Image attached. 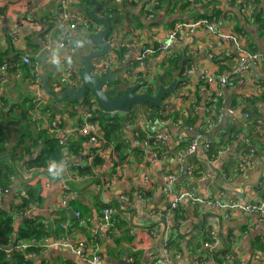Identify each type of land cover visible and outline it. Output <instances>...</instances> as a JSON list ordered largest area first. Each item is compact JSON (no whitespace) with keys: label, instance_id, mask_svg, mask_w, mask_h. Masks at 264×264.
Segmentation results:
<instances>
[{"label":"crops","instance_id":"obj_1","mask_svg":"<svg viewBox=\"0 0 264 264\" xmlns=\"http://www.w3.org/2000/svg\"><path fill=\"white\" fill-rule=\"evenodd\" d=\"M99 1L100 7H106L107 0ZM134 1V6L123 8L114 1L118 11L114 15L123 19L112 20L116 37L111 43L107 38V42L113 48L98 62L108 63V69L114 68L116 88L112 86L110 91L115 96L122 94L123 84H138L141 89L142 79L148 76L152 94L159 85L167 87L172 78L177 79L174 93L166 97L165 111L160 114L168 118H149L141 112L129 121L122 119L116 131L121 147L115 151L112 142L114 152L106 149L100 165L93 168L91 175L83 176L76 170L89 166L87 159L92 152L91 145L83 140L79 156L64 150L60 160L45 167L25 166L44 147V139L38 138L40 129L50 133V123L55 119L60 120L63 129L73 130L81 124L79 102L65 100L57 106L43 88L41 105L29 101L35 96V76L41 83L40 75L44 73L51 87L57 86L60 93L75 85L70 81L83 69L80 56L99 49L88 38L90 33L82 28L86 18L81 0H66L64 6L59 0H0V78L4 79V83L0 82V148L15 151L23 158L14 163L9 186L0 189V209L8 210L18 203L16 196L27 185H36L40 197L38 205H30L13 216L12 237H16L25 220L41 219L48 247L31 254L30 264H90L69 248L55 244L62 239L85 242L88 258L96 253L102 264H213L211 251L223 245V238H227L232 262L264 264V226L253 215L214 207L217 200L234 204L264 202V139L249 124L259 114L264 122V30L252 16L255 10L264 18V0H255L252 14L242 11L235 0L209 3L207 8L201 4L186 8L179 2L169 5L174 1L168 0L153 19L141 14L147 0ZM208 10L215 15L216 31L237 34L247 52L263 55L256 63L246 62L242 82L234 87H218L200 80L202 74H220L238 67L241 57L231 43L218 42L207 30H198L173 43L169 51L189 61L184 65L181 62V70L173 77L162 66L164 52L150 56L142 65L125 59L124 56L136 53L144 41L148 46H158L173 22L197 19ZM65 12L72 15L67 21L63 17ZM25 15L31 16L34 25L24 21ZM63 22H73L75 28L61 30ZM60 42L64 45L59 46ZM120 44L125 48L121 55L117 53ZM71 49H75L74 55ZM24 56L29 63L23 62ZM57 57L60 70L53 63ZM186 65L192 72L183 75ZM181 75L187 79L185 84L179 82ZM216 90L221 92L219 110L212 111L207 100ZM216 114H221L220 118ZM245 114L249 117L245 118ZM209 119L212 124L206 130ZM196 132L202 133L203 142L212 143L210 156L201 147L194 155H186L185 149ZM159 134L166 135L167 141L152 146L149 140ZM79 137L74 133L69 140L79 142ZM246 138L256 153L251 166L238 169V156L247 149ZM71 148H77L76 144ZM53 163L63 165L64 171L58 178L49 174ZM190 165L197 169L193 177L188 173ZM167 172L175 175V193L191 195L179 204V217L170 212L171 198L162 190V176ZM63 186L68 194H63ZM105 205L115 209L109 229L100 224L101 208ZM68 208L80 212L82 219L72 216ZM208 237L212 238L209 243L205 242ZM12 248L10 245L7 252Z\"/></svg>","mask_w":264,"mask_h":264},{"label":"built area","instance_id":"obj_2","mask_svg":"<svg viewBox=\"0 0 264 264\" xmlns=\"http://www.w3.org/2000/svg\"><path fill=\"white\" fill-rule=\"evenodd\" d=\"M123 0H117V2H121ZM240 6L241 10L247 13L252 14L253 9H254V4L255 0H235ZM66 0H59V3L61 6L65 5ZM147 9L152 10L154 5H157L156 0H147ZM154 14H148V18L152 19ZM63 17L65 21L70 19L72 15L68 14L65 12L63 14ZM24 21L27 24L34 25V21L31 18L30 15H25ZM82 28L85 32L87 33H97L100 31V27L98 25H93L90 22H88L86 19L82 20ZM67 28L74 29L75 25L74 23H69L67 24L66 22H63L60 26L61 30H66ZM216 23L215 19L207 20L203 18L195 19V20H187V21H182L178 22L175 25H173L171 28L166 30L164 32V40L158 45V46H148L145 44V42H142L141 45L139 46V50L136 53L129 54L124 56L125 59L132 61L138 65H142L147 58L150 56L157 54L159 52H168L173 45V43L178 42L182 40L186 36H190L194 34L198 30H207L213 37L216 38L218 42H223V43H231L235 50L240 54V61L238 67L228 70L224 73L220 74H214V73H206L202 74L200 76L201 80H204V82H209V83H215L217 84L218 87H234L237 82H242L241 76L243 75V71L246 70V62L247 61H253V62H258L262 60L263 55L258 54V53H249L245 49V46L241 43L239 37L237 34L231 32V33H224L221 31H216ZM113 35V34H112ZM115 35V34H114ZM64 37V36H63ZM116 36H113L109 42H114V38ZM59 46H63L64 43L60 42L58 44ZM71 54H75V49H71ZM23 62L24 63H29V59L24 56L23 57ZM108 63H102L101 65H98L96 67V72L98 74H104L108 70ZM3 69V68H2ZM192 72V68L188 65L184 66L183 70V75L189 74ZM37 77V76H36ZM149 76L145 78L146 83L145 84H151V81L148 82ZM0 82L4 83V79L0 78ZM33 89H34V94L32 102L35 103V106H39L43 103L42 97H41V91H42V85L39 82L37 78L33 81ZM150 86V85H149ZM54 91L58 90L57 86L53 87ZM220 98H221V92L216 90L214 91L208 98V109L214 111V110H219L218 106L220 104ZM83 101V100H82ZM79 109L81 111V124L77 128H74L73 130L67 128L63 129L61 126V122L59 119H55L50 123V131L51 134L55 135L56 138H58L59 144L66 143L69 140V137L73 135L74 133H77L80 136H86L88 137V143L91 145L93 148H99L97 149V154L100 155L101 157L104 156L106 149L111 150V152H114L113 145L111 143H107L105 140L102 139L100 136V127L99 123L94 120V111L98 109V107L91 101L89 104H84L81 103L79 106ZM216 118H220L221 114H216ZM245 118H248V116L245 114ZM206 130L210 129L212 120L209 119L206 122ZM257 126L255 127L256 133L259 136L260 139H264V122L263 119H259L257 121ZM258 128V129H257ZM203 135L202 133L196 132L194 135V138L189 142L187 150H186V155H194L196 150L201 147L205 152L208 151V142H203L202 140ZM167 141V136L164 134H159L157 135L154 140H149V143L152 146L155 145H161L164 144ZM147 143V142H146ZM244 144L246 147L245 152H241L238 156V168L243 169L247 166H251L253 163V157L255 156L256 149L250 144V140L246 138L244 140ZM92 156L88 158V162L92 161ZM192 165H190L188 168L191 169ZM187 168V169H188ZM83 176H89V175H83ZM175 181V175L172 173H165L162 176V190L165 196H168L171 198L170 202V212L174 213V210H176L179 206V204L187 197H190L191 195L187 192H180V193H175L172 189L173 184ZM64 192L69 193L68 190L63 186ZM62 204L64 205V198L62 201ZM214 207L223 211H232L236 210L242 213H247L250 215L255 216L257 223L262 224L264 226V202L261 204H234L233 202H222V201H215L214 202ZM115 212V209L111 206H103L100 212L101 215V227L103 228H111L112 227V216ZM75 216L77 218H81V213L76 212ZM82 219V218H81ZM80 222H82L80 220ZM212 234V233H211ZM214 236V234H212ZM31 242H36L35 239H32ZM55 244L62 245L63 247L69 248L73 254L78 256L79 258H82L83 260H87L90 262V264H102L101 259L99 255L96 253L93 254L90 258H88L86 251V244L83 241H78L76 243H70L67 239H62ZM28 246L27 242H20L19 243V250H23ZM41 246L42 247H48V240L47 239H41ZM164 253L167 254V243L165 241L164 244ZM215 247V246H214ZM225 258H229L228 255ZM205 263V262H204ZM150 264H158V262L153 261ZM195 264H199L198 262H195Z\"/></svg>","mask_w":264,"mask_h":264},{"label":"trees","instance_id":"obj_3","mask_svg":"<svg viewBox=\"0 0 264 264\" xmlns=\"http://www.w3.org/2000/svg\"><path fill=\"white\" fill-rule=\"evenodd\" d=\"M114 1L115 0H107L106 7L102 6L99 9L100 15H104L107 13H111V14L118 13L117 6L114 5ZM173 1H174L173 4H169V5H176V3L179 2L182 7L195 8L199 4L205 6V5H208L209 3H218L220 0H173ZM156 2H157V5H154L152 10H148L147 7L145 8L143 7L141 14L147 15V18H148V14H155V12L159 9V7H162L165 3H168V0H156ZM120 3H121L122 8L125 6L131 7L135 5L134 0H123ZM81 4H82V11L84 12V17L86 18V20L93 25L94 24L97 25L89 18V10L91 9L90 0H81ZM204 8H207V7L205 6ZM214 16H215L214 13L211 10H208L200 14L197 19L203 18V19L211 20V19H214L213 18ZM252 16H254L255 20L260 23L262 29L264 30V18L262 17V15L259 12H256L254 10V13L252 14ZM195 19L196 18L189 19V20H195ZM178 22H182V20L173 22L172 24H170V26H173ZM112 34H115V32L111 33V35ZM145 44L148 45V43L146 42ZM123 51H125V48L122 47V44H120L117 53L121 55ZM2 58H3V55H0V59ZM130 62L134 63L132 61ZM181 62L184 65V64H187L189 61H187V59L184 56L175 55L171 51H168L166 52L165 60L162 66L164 67L166 72L169 74V76L173 77L179 71V69L181 70V67H180ZM220 69L222 68L220 67ZM226 71L228 70H224L223 72H226ZM35 78L38 79V77L36 76ZM35 78L33 79V81L35 80ZM173 79L174 78H172V80ZM186 80H187L186 77L184 78V76L182 75L179 78V82L181 84H185ZM202 81L204 82V80H201V82ZM142 83L143 84L146 83L145 78L142 79ZM150 89H151V85L148 86L147 91H151ZM167 96L168 95L164 97L165 99H163L161 106L145 104V105L138 106L137 109L134 108L135 106H132L130 111L127 114H122L123 115L122 117H120L119 115L121 114H118L117 112L108 113L106 111H103L99 107V105L96 103L93 96H90V95H87L86 98L79 103L80 104L84 103L87 105L91 103L92 101L98 107V109L94 111V120L99 123L100 133L102 134L101 137L107 143L113 142L115 151L116 149L118 151V148L121 147V144L117 143L116 131L120 127L121 120L123 119V121L124 120L129 121L131 118L132 119L137 118L136 117L137 114L139 113L141 114V112L145 113V115L149 116V118H154L157 116L158 119L165 120L168 117H165V116L163 117L160 114L165 111L164 101L166 100ZM29 101L32 103V99ZM218 109H219V106H218ZM42 110L44 111L45 109H42ZM246 115L249 117L248 114ZM260 118L263 119V116L259 114V117L254 119L253 121H250L249 124L253 125L255 129V127L258 125L257 121ZM107 120L111 121V124L107 123L108 122ZM38 138L44 139V147L40 148V152L31 161L25 163L26 168L31 167V168L39 169V168L45 167L47 164L51 162H57L63 156L64 150L67 152L69 151V153L70 151L73 152L74 157L79 156L81 140L86 141L88 143V137L80 136L78 139L79 142H71L69 140L66 143L59 144L58 138H56L55 135L48 133L47 130H41V129L38 133ZM73 144H76L77 148H71ZM66 145H67V148H61ZM99 148L92 147V152L88 155V158L90 156L93 157L92 161L90 162L88 167L82 168V169L78 168L76 170L78 175L80 174L81 175H91L93 168L98 167L100 165V163L102 162V157L96 153L97 149ZM208 148L209 149L206 152V154L210 156L212 148H213L211 142H208ZM157 150L159 149L157 148ZM26 152H27L26 154H29V151L26 150ZM21 157L22 156H19V154L15 151H8L6 148H0V189L3 190L7 188L9 184L11 183L10 177L14 176V165H15L14 163H18L19 161L21 162V160H23V158ZM238 162L239 160H237V168H238ZM32 166H35V167H32ZM196 170L197 169L192 166L191 169L189 170L190 172H188L189 176L190 177L195 176ZM16 197L18 198V203L13 204L8 210L0 209V264H30L31 259H32V258H29L30 255L33 253L37 254L39 251L43 250L41 246V239H45V237H43L45 236L44 235L45 233H44V225L41 219L25 220L20 225L18 232L16 233L17 234L16 237L14 238L12 237L13 218H14L13 216L19 213H23L25 210L28 209L30 205H38V203L40 202L38 187L36 185L35 186L27 185L25 186L24 191L21 193H18ZM176 210H174V213L176 217H179V215H177ZM108 232H109L108 234L110 235V230ZM32 239H35L36 242H31ZM211 239H212L211 237H208L205 242L209 243L208 241H211ZM20 242H27L28 246L23 250H19ZM223 242L224 243L221 247H218V249L211 251L210 256H212V259H213L212 263L213 264H236L234 261L233 262L231 261V258L228 255L229 250L227 249L228 248L227 238H223ZM10 245H12L13 248L10 251V253H8L7 249ZM86 251H88L87 244H86ZM227 255L229 258H225Z\"/></svg>","mask_w":264,"mask_h":264},{"label":"water","instance_id":"obj_4","mask_svg":"<svg viewBox=\"0 0 264 264\" xmlns=\"http://www.w3.org/2000/svg\"><path fill=\"white\" fill-rule=\"evenodd\" d=\"M92 8L89 10V18L100 26V31L97 33L88 34L91 42L99 47L98 50H89L87 54L81 55L80 59L83 64V69L79 70L76 78L71 79L75 85L58 93L54 91L49 83L48 77L42 73L40 75L41 85L45 95L51 98L54 102H63L65 100L70 102H81L87 95L93 96L99 107L108 113L127 114L132 106H141L145 104L161 106L162 101L166 95L174 93L177 79L167 86L159 85L154 94L150 92H140L138 84L129 86L123 84V92L119 96L111 93L110 89L116 88L114 68H110L104 74H98L96 71L97 64L107 53L113 48L107 42V38L112 33L111 22L115 19H123L122 16L107 13L104 15L99 14L100 1L90 0ZM68 212L74 216L73 210L68 208ZM119 264H129L123 261H118Z\"/></svg>","mask_w":264,"mask_h":264},{"label":"clouds","instance_id":"obj_5","mask_svg":"<svg viewBox=\"0 0 264 264\" xmlns=\"http://www.w3.org/2000/svg\"><path fill=\"white\" fill-rule=\"evenodd\" d=\"M54 65L57 67L58 70L61 69V63H60V59L54 58L53 60ZM69 63H71V61L69 60ZM64 171L63 165H57L55 163H53L50 167H49V174L53 177V178H58L62 175Z\"/></svg>","mask_w":264,"mask_h":264},{"label":"rangeland","instance_id":"obj_6","mask_svg":"<svg viewBox=\"0 0 264 264\" xmlns=\"http://www.w3.org/2000/svg\"><path fill=\"white\" fill-rule=\"evenodd\" d=\"M113 36H115V35L113 34V35L109 36V40H110ZM98 64H99V62H98ZM148 86H149L148 83H147V84H143V86L141 87V89L137 90V92H138V93H140V92H150V91H147ZM150 93H152V92H150ZM60 103H61V102H57L56 105H57V106H60ZM137 107H138V106H135L134 108L137 109ZM118 114H120V113H118Z\"/></svg>","mask_w":264,"mask_h":264}]
</instances>
